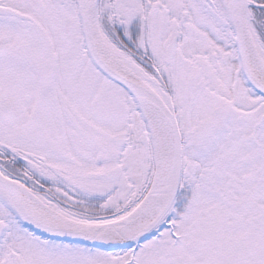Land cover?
Instances as JSON below:
<instances>
[{
    "label": "snow or ice",
    "instance_id": "obj_1",
    "mask_svg": "<svg viewBox=\"0 0 264 264\" xmlns=\"http://www.w3.org/2000/svg\"><path fill=\"white\" fill-rule=\"evenodd\" d=\"M0 264H264V0H0Z\"/></svg>",
    "mask_w": 264,
    "mask_h": 264
}]
</instances>
